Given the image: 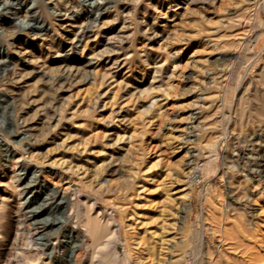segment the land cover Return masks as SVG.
Here are the masks:
<instances>
[{
	"label": "rangeland",
	"instance_id": "obj_1",
	"mask_svg": "<svg viewBox=\"0 0 264 264\" xmlns=\"http://www.w3.org/2000/svg\"><path fill=\"white\" fill-rule=\"evenodd\" d=\"M97 1L73 49L91 0L0 7V140L38 166L21 217L1 168L0 264H86L88 215L125 248L103 264H264V0ZM31 214L62 258L29 246Z\"/></svg>",
	"mask_w": 264,
	"mask_h": 264
},
{
	"label": "bare ground",
	"instance_id": "obj_2",
	"mask_svg": "<svg viewBox=\"0 0 264 264\" xmlns=\"http://www.w3.org/2000/svg\"><path fill=\"white\" fill-rule=\"evenodd\" d=\"M16 1L19 2V0H16ZM85 1L86 0H84V2ZM57 3H59V2H57ZM57 3L52 6L53 13L55 15H64V16L69 15L66 12L65 13L61 12V10H59L60 5H58ZM101 3H102L101 1L91 0V2H90L91 8L86 13L87 18L84 21L83 27L80 28V30L75 34V37L71 40V44L69 45L70 49L78 47V45L82 42V39L88 33V30L90 29L91 24L97 21L100 14H95L94 10H99V8L102 6ZM15 4L16 3L11 2V0H0V7H2L3 9H9L12 5L14 6ZM21 4H23L22 7H23V10L25 11L26 14L23 16L20 15L21 17L17 16V15L21 14V10H17V11H15V13H12L13 16L20 18V22L18 24L21 26V29L24 30L26 28V29L32 30L34 25H36V27L39 29L40 32L45 31L47 29V27L45 26L44 21L42 23L39 22L38 17L35 15V7L33 5L28 6V4L25 2H23ZM75 15H76V12H74V14H72V16H75ZM29 20H31V21H29ZM3 47L6 48L7 52H4ZM1 48H3V49L2 50L0 49V55H2V57H4L5 60H7V61L12 60V56L10 57V55L8 54L9 50L11 49L10 43H7V42L5 43V40H4V43L1 44ZM59 48L65 49V45L60 44ZM19 133L20 132L15 131V134H19ZM8 143L7 142L3 143L0 140V144L2 145V147L3 146L5 147V153L0 154V173L4 172L3 171L4 168L1 169L3 166L6 167V171H8L10 173L9 177L7 178V181H8V185L12 187L15 194H18V196H19V205L17 207V213H18V217H21V216L27 215L29 212L30 213L33 212V211L29 210V208L31 207L32 201L29 198V196H27L26 191L28 190V187H27V183L24 182L25 177H23V175H25V173H27V171L31 167L33 169H37L38 166L36 164L31 165V163H29L27 161L26 152L24 150L21 151L19 149L20 151H18L16 148L11 149V148H9ZM11 166L13 168L11 170H9V167H11ZM50 172L56 173L53 170H50ZM3 181H4V178L0 176V182H3ZM75 184H77V183L75 182ZM74 191H75L74 188L71 189V187H68L62 192L56 191L54 193H56V194L58 193V196L62 200L65 199L66 202L69 203L72 199V195H73ZM28 216H30L29 224L34 225V227H32V228L30 226L28 227L30 229V231H32L29 233V246L32 248L34 247V249L35 248H38V249L41 248L42 251L48 250V248L50 247L51 248V252L49 253L50 259H52L53 257L56 259L62 258L63 253H61V250H56L58 247V246H56L57 244L53 245L52 242L48 243L46 241H43L44 243H42V242H39L41 237H36V235L38 233V229H37L38 226L35 227V225H36L35 217H37L38 214L35 216L32 214L28 215ZM99 218L96 216H93V215H88L87 217H85L83 219L84 230H83V239L80 242V246L83 247L87 253L84 263L95 264L97 262L98 264H103V263H105L111 259H122L123 262H125V253H126L125 248L122 251L121 250L118 251V249L114 243V232L112 231L109 222L103 221ZM47 222L48 221H46V222L44 221V223L42 224V227H43V229H45V231L46 230L51 231L52 227H53V223L48 224ZM74 231L75 230L73 228H71V230L69 232L70 233L69 235L71 237H73V235H71V233L74 234L73 233ZM1 235H2V230L0 228V236ZM59 247L63 248L64 244L63 243L59 244ZM71 249H72L71 250L72 255L70 254L71 255V261H75V260H77V257L79 255V247L76 248L75 246H73ZM121 249H123V248H121ZM43 254H44V252H43Z\"/></svg>",
	"mask_w": 264,
	"mask_h": 264
}]
</instances>
